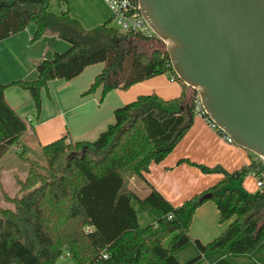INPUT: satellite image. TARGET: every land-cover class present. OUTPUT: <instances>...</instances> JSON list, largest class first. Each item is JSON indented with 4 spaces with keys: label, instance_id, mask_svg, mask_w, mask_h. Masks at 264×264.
<instances>
[{
    "label": "trees",
    "instance_id": "trees-1",
    "mask_svg": "<svg viewBox=\"0 0 264 264\" xmlns=\"http://www.w3.org/2000/svg\"><path fill=\"white\" fill-rule=\"evenodd\" d=\"M58 2L66 8L59 16L49 11L50 0H0V41L35 25L33 43L54 35L71 45L66 52L35 62L36 80L0 84V162L17 147L18 157L28 165L26 179L18 180L14 209L0 207V264H56L67 253L76 264H182L176 253L189 244L194 215L208 200L215 202L222 223L234 221L210 244L198 241L201 254L186 264L229 244L237 254L264 252V195L243 187L251 165L231 174L219 166L197 165L205 174L224 177L179 207L145 178L151 165L164 161L194 123L196 91L188 86L183 85L192 95L184 91L173 100L141 95L118 108L114 124L93 142L74 143L66 136L40 146L43 162L30 156V147L22 142L29 125L7 103L8 88L28 91L39 115L41 95L50 82L73 80L91 65L105 67L86 94L102 87V99L114 90L174 74L166 50L152 47L163 45L160 39L150 42L123 33L112 27V20L86 30L70 17L67 0ZM139 41L153 49L141 50ZM250 155L253 164L256 155ZM133 181L145 182L150 191L142 194ZM208 193L212 198L202 199ZM134 201L157 212V223L142 227ZM215 264L233 263L223 258Z\"/></svg>",
    "mask_w": 264,
    "mask_h": 264
},
{
    "label": "crops",
    "instance_id": "crops-1",
    "mask_svg": "<svg viewBox=\"0 0 264 264\" xmlns=\"http://www.w3.org/2000/svg\"><path fill=\"white\" fill-rule=\"evenodd\" d=\"M50 1V10L55 15H61L66 9L60 6L58 0ZM67 9L70 17L77 20L86 30H93L112 20V13L104 0H67ZM36 30L35 25H30L23 32L0 41V84L36 80L38 74L35 62L51 59L55 53H63L70 49L71 45L68 42L54 35L44 36L33 43L32 38ZM137 45L141 48L142 45L149 44L139 41ZM104 67L102 63L91 65L73 80L50 82L48 90L42 92V110L39 115L28 91L18 86L5 91V99L10 107L24 120L32 118L31 128L26 133L31 143L42 146L66 136L74 143L93 142L114 124L115 111L118 108L135 101L141 95L156 94L165 100L179 98L184 91L192 95L191 88L186 89L185 85L171 83L168 74L145 80L128 90H114L104 99L102 87L92 94H86ZM15 149L18 150L17 154ZM246 152L248 151L234 143H229L203 118L195 115L194 123L185 137L164 161L151 165L145 178L173 206L179 207L193 196L206 192L224 177L218 173L205 174L197 165L210 168L219 166L224 172L231 174L245 168L242 164L246 161V167L250 166L252 157ZM19 153V148L14 147L0 162L2 185L6 184L5 178L8 175L17 176L18 168H27L28 171V165L17 158ZM244 183L245 181L243 187L246 189ZM133 184L142 194L150 191L145 182L133 181ZM137 205L143 209V206ZM137 205L134 201L133 206L139 213L141 210L136 207ZM143 218L149 221L142 222ZM155 218L156 216L150 218L147 214H142L139 221L143 224L146 222L156 224L159 216L157 221H154ZM233 221L234 219L222 223L215 202L206 201L194 215L189 244L176 253L178 261L186 264L199 256L201 253L197 242L210 244L221 237ZM241 237L239 236L237 240ZM223 258L233 264H264V252L260 249L249 254H237L232 251L231 244L223 249L203 254L197 264H215Z\"/></svg>",
    "mask_w": 264,
    "mask_h": 264
},
{
    "label": "water",
    "instance_id": "water-1",
    "mask_svg": "<svg viewBox=\"0 0 264 264\" xmlns=\"http://www.w3.org/2000/svg\"><path fill=\"white\" fill-rule=\"evenodd\" d=\"M139 4L174 73L199 94L209 118L236 146L264 159V0Z\"/></svg>",
    "mask_w": 264,
    "mask_h": 264
},
{
    "label": "built area",
    "instance_id": "built-area-1",
    "mask_svg": "<svg viewBox=\"0 0 264 264\" xmlns=\"http://www.w3.org/2000/svg\"><path fill=\"white\" fill-rule=\"evenodd\" d=\"M112 13V23L116 25L115 28L123 33H131L147 39L150 42H154L158 37L155 32L149 26L144 19L139 0H104ZM171 83L182 84L177 75L171 74L169 76ZM186 86V85H185ZM192 106L196 116L203 118L209 126L219 132L224 138L233 144V140L220 130L217 125L209 118L206 110L204 109L201 97L196 92L192 99ZM29 128H31L32 118L27 119ZM250 171L248 177L251 176L255 180L257 192L264 195V159L259 156L254 158L253 164H250ZM171 218V217H170ZM89 231V229H88ZM64 257H70V254L63 255ZM62 256V257H63ZM107 258V256H104Z\"/></svg>",
    "mask_w": 264,
    "mask_h": 264
},
{
    "label": "rangeland",
    "instance_id": "rangeland-1",
    "mask_svg": "<svg viewBox=\"0 0 264 264\" xmlns=\"http://www.w3.org/2000/svg\"><path fill=\"white\" fill-rule=\"evenodd\" d=\"M50 5H51V1H50ZM50 5H49V11L51 12V10H50L51 6ZM112 27L115 28L116 25L114 23H112ZM150 46L151 45H144V46L142 45L141 50H143L145 52H150L153 49ZM155 46H158L162 50H166V47H165L164 44L163 45L156 44V45H153L152 47H155ZM22 142L24 144H29V146H31L30 147V151H31L30 152V156L32 158H34L35 160H39V161L43 162L41 148H40V146L37 143L36 144L34 142L31 143L30 139L26 135L23 137ZM17 151L18 150L15 149L16 154H17ZM246 153L248 154V152H246ZM17 158H18V156H17ZM247 158L249 159L248 156H247ZM246 162H244L242 164V167H246L247 166ZM26 169L25 168L24 169L23 168H18L17 176H15L16 174L8 175L5 178V180H6V184L5 185H2L1 182H0V207L2 209H7V210H13L14 209V203H13L12 200H14V198H16V196H18V193H19V185H18L19 182H18V180L24 181L26 179V177H27L28 171ZM245 179H244V181H245L244 186L246 187L247 191L249 193H255L256 184H255L254 178L246 177ZM137 204L138 203L135 202V205H137ZM138 206L139 205H137L136 207H138ZM138 209L141 210L139 213H137V215L139 214L138 215V219H139V217L142 218V214H147L150 218H153L154 216H156L154 221H157V217L159 216V214L157 212L149 211V210H147L144 207H143V209L138 207ZM142 210L143 211L145 210V211L143 212ZM0 219H2V218H0ZM146 219L143 218V220H141V221L142 222L143 221H149V220H146ZM141 221H139V223H140V225L142 227H146V226H148V225H150L152 223V222H146V224H143ZM197 263L198 262H196L195 264H197ZM56 264H76V263L70 257H64L63 256L57 261Z\"/></svg>",
    "mask_w": 264,
    "mask_h": 264
}]
</instances>
